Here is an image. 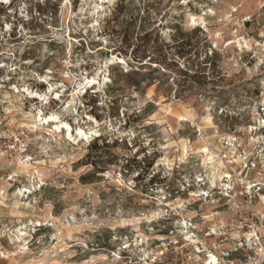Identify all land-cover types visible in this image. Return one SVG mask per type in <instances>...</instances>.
I'll return each instance as SVG.
<instances>
[{
    "label": "rangeland",
    "instance_id": "1",
    "mask_svg": "<svg viewBox=\"0 0 264 264\" xmlns=\"http://www.w3.org/2000/svg\"><path fill=\"white\" fill-rule=\"evenodd\" d=\"M0 264H264V0H0Z\"/></svg>",
    "mask_w": 264,
    "mask_h": 264
},
{
    "label": "trees",
    "instance_id": "2",
    "mask_svg": "<svg viewBox=\"0 0 264 264\" xmlns=\"http://www.w3.org/2000/svg\"><path fill=\"white\" fill-rule=\"evenodd\" d=\"M176 31H177V29H176ZM196 31H198V28L192 29L191 31H189L188 32L189 37L186 36L187 34L180 36L182 34L180 31L173 34V44H176L178 49L176 50L175 57H171L172 62H174L176 66L177 65L179 66L178 72L182 75L188 76L194 82H195L196 77H199L200 75L205 77L207 75V71H206L205 67H198L197 66L198 69H194L193 67L191 68L189 65L190 62L194 63V66L199 64L198 62L196 63V60L199 59V56H200L199 50L196 48L193 52H191L190 49H186V47L188 45L191 46L190 38H191V35H194L196 33ZM150 33H152V32L151 31L150 32L149 31L144 32L142 37L141 36L139 37L140 42L137 45L142 57L137 56L136 60L142 66L144 64L150 65L151 62L159 63V61L161 60V59L159 60V58H161V56H162L161 54L155 56L153 51L151 50L153 45H152V40L150 39ZM203 35H204V37H203L204 42H207L206 35L205 34H203ZM156 40H159V35H157ZM186 54H189V58H187L186 60H183L182 61L183 63H180L179 61H177L176 58H178L181 55L185 56ZM214 54H215L214 50L212 48L211 49L208 48V51L206 53H204V61H209L211 58L214 57L213 56ZM192 56H194V58H191ZM144 60H148V61L143 62ZM212 65H213L212 69H213V71H215L216 70L215 64L212 63ZM150 80L151 79H149L147 83H149ZM93 145L96 146V141H94L92 143V146ZM103 145H104V143H103ZM96 171H100V170H96Z\"/></svg>",
    "mask_w": 264,
    "mask_h": 264
},
{
    "label": "bare ground",
    "instance_id": "3",
    "mask_svg": "<svg viewBox=\"0 0 264 264\" xmlns=\"http://www.w3.org/2000/svg\"><path fill=\"white\" fill-rule=\"evenodd\" d=\"M51 118V117H50ZM46 120H47V118H46Z\"/></svg>",
    "mask_w": 264,
    "mask_h": 264
}]
</instances>
